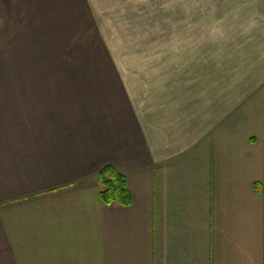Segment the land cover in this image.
Wrapping results in <instances>:
<instances>
[{"label":"crops","instance_id":"0c3cea01","mask_svg":"<svg viewBox=\"0 0 264 264\" xmlns=\"http://www.w3.org/2000/svg\"><path fill=\"white\" fill-rule=\"evenodd\" d=\"M98 3L0 0V29L101 35ZM107 64L0 91V264H264V47H221L203 76ZM106 164L130 205L102 202Z\"/></svg>","mask_w":264,"mask_h":264},{"label":"rangeland","instance_id":"374dc122","mask_svg":"<svg viewBox=\"0 0 264 264\" xmlns=\"http://www.w3.org/2000/svg\"><path fill=\"white\" fill-rule=\"evenodd\" d=\"M96 1L104 18L101 35L75 36L69 41L38 35L5 36L11 28L0 29V91L29 90L34 78L28 77L104 74L108 68L102 66L109 65L107 61L121 65L142 60L191 61L203 76L205 60L219 58L221 47H264V4ZM68 41L80 46L68 47ZM137 66L138 75L147 70Z\"/></svg>","mask_w":264,"mask_h":264},{"label":"trees","instance_id":"16d2710c","mask_svg":"<svg viewBox=\"0 0 264 264\" xmlns=\"http://www.w3.org/2000/svg\"><path fill=\"white\" fill-rule=\"evenodd\" d=\"M100 197L106 205H130L132 195L126 174L113 164L101 167L98 173Z\"/></svg>","mask_w":264,"mask_h":264}]
</instances>
